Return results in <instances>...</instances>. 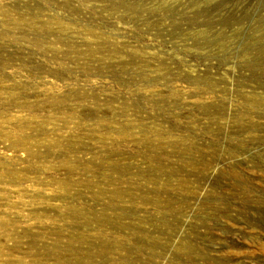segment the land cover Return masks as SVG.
I'll list each match as a JSON object with an SVG mask.
<instances>
[{
  "label": "rangeland",
  "instance_id": "rangeland-1",
  "mask_svg": "<svg viewBox=\"0 0 264 264\" xmlns=\"http://www.w3.org/2000/svg\"><path fill=\"white\" fill-rule=\"evenodd\" d=\"M0 179V264H264V0H0Z\"/></svg>",
  "mask_w": 264,
  "mask_h": 264
},
{
  "label": "bare ground",
  "instance_id": "bare-ground-1",
  "mask_svg": "<svg viewBox=\"0 0 264 264\" xmlns=\"http://www.w3.org/2000/svg\"><path fill=\"white\" fill-rule=\"evenodd\" d=\"M39 71L40 70H38V73L30 72L29 77L31 79H34V78L40 79V82H38V89H40L39 95L41 97V100L39 101L40 105H42V106L45 105L44 107H49L51 110H53V109H57V110L65 109L66 110L65 107L69 106V102L73 104V102L75 100H81L80 102L82 104V103H85L88 101L87 99H85L84 95H81L80 93H75V91L69 92V90H67V91H64L62 93V95L57 94L54 90L58 88V84H56L55 82L50 81V80L49 81L45 80V77L40 76ZM33 89H35V88H33ZM49 92H53V93H49ZM8 95H9V97H11L10 94H8ZM37 97H39V96H37ZM8 104L10 105V103H8ZM29 105L32 106L31 104H29ZM13 106L15 107L16 104L13 103ZM18 109H19V111L17 110L18 112L29 110V108L26 107L25 103H24V106L19 105ZM206 110L207 111H204V112L206 114H208L210 109L206 108ZM215 111H218V110H215ZM212 114H214V113H212ZM214 115H217V114H214ZM123 133H125V132H123ZM24 146H25V143L14 142V144L12 146L8 147V149L7 148H5V149L6 150L13 149L14 151H22ZM4 179H5V177H4ZM0 183H3L2 179H0ZM5 225L0 224V227L3 228ZM104 252H105V250H103L100 254H104ZM93 257H94V255H89L88 258L92 259ZM66 264H68V263H66Z\"/></svg>",
  "mask_w": 264,
  "mask_h": 264
}]
</instances>
